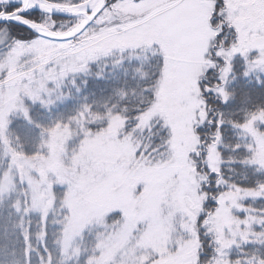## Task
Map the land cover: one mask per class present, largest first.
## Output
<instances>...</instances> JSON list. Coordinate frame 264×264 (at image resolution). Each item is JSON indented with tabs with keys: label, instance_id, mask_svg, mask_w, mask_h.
I'll return each instance as SVG.
<instances>
[{
	"label": "rangeland",
	"instance_id": "rangeland-1",
	"mask_svg": "<svg viewBox=\"0 0 264 264\" xmlns=\"http://www.w3.org/2000/svg\"><path fill=\"white\" fill-rule=\"evenodd\" d=\"M206 2L207 10L195 9L186 19L176 70L166 84L158 78L152 102L144 110L136 108L139 112L132 122L107 106L99 115L78 114L73 106L55 100L64 97L57 92L64 77L91 63L84 51L31 42L27 35L0 52V264H180L175 249L192 239L191 217L206 193L204 188L215 190L208 196L217 193L213 183H203L210 172L206 174L209 169L197 159L201 140L194 129L208 119L204 101L209 98L197 93L196 82L216 66L207 50H212L213 34L220 31L219 24L208 23L211 0ZM259 4L260 0H229L225 22L258 24L264 15ZM237 6H242L241 11L233 15ZM54 19L59 26L63 18ZM233 32V44L221 48L227 59L224 77L235 55L251 56L250 66L264 69V33ZM156 47L93 52L92 45L87 53L95 62L106 59L107 65L124 51L154 52ZM205 51L207 55H202ZM218 88L223 86H215V94ZM218 96L224 99L226 93ZM35 105L38 111L54 106L57 117L49 113L46 117L53 122L41 124L39 130L26 127V133L32 130L33 137L40 136L42 151L23 156L10 148L6 130L14 116L34 123L29 114H35ZM260 121L264 122V112L259 111L241 129L253 142L249 163L264 171V132L255 128ZM43 130L47 132L35 135ZM209 141L207 149L204 144L201 148L207 151V163L218 168L216 144ZM246 190L227 189L241 209L230 205V213L208 217L210 227L213 219L217 225L230 224L222 235L216 231L204 235L201 229L202 238L209 240V255L205 254L213 264H238L231 256L255 236L251 227L260 215L259 211L251 215L250 207L243 205L253 199ZM236 212L242 217L234 216ZM216 248L221 251L214 256Z\"/></svg>",
	"mask_w": 264,
	"mask_h": 264
},
{
	"label": "trees",
	"instance_id": "trees-1",
	"mask_svg": "<svg viewBox=\"0 0 264 264\" xmlns=\"http://www.w3.org/2000/svg\"><path fill=\"white\" fill-rule=\"evenodd\" d=\"M11 30L13 35L19 40H26L27 35L32 36V33L20 26L12 25ZM225 35L227 39H223ZM233 37H235L233 30L230 31L225 28L221 37L214 38L213 45H218V47H215V50L212 49L210 55L212 60L216 61V66L212 70L207 71L202 83L207 84L213 90L215 86L221 84L228 97V102L226 104L223 103V99L214 92L204 93L209 98L206 102L209 111L207 122L196 126V132L201 140V152H197L199 153L197 159L200 164H205L207 151L204 153L201 147L204 144L206 146L203 148L207 149L210 138L216 144L220 159L217 169H219L221 175H210L204 179L203 183L209 181L215 185L216 180L221 179L227 181V189L239 187L241 190H258V182H264V171L258 170L255 165L249 163L253 142L249 134L243 128L241 129V126H244L259 111L264 112V84L260 83V80L264 79V69L252 68L250 66L251 56L235 55L230 59V70L224 77L222 67L225 60L217 61L212 51L231 46ZM140 52V50L124 51L118 58L114 59L115 62L110 61L105 65L106 59H101L98 62L89 63L86 69L79 73L68 74L57 88V92L59 94L62 93L64 97L55 100H59L63 106L70 105L71 108L73 106V111L75 110L78 114L99 115V113H102L101 107L107 106L112 110L111 112L122 113L127 120L132 122L133 118H135L133 115L139 112L138 109L144 110L152 102V88L158 80L161 64L157 47L154 52H149L146 48H144L143 53ZM218 74L224 77L219 84L216 81ZM36 106L39 105H35V114H29L32 115L30 117L34 120V123L28 124L25 116L22 117L25 119L22 122V120H19L20 116L18 115L11 118L12 125H8L6 130L10 148L18 151L23 156H34L38 155V152L41 153V138L35 135L45 134L47 132L44 131L46 128H43L44 132L36 133L35 137H33L32 130L33 128L39 130L42 126L41 124L49 126L51 121L53 122V120L46 117L51 115L49 113L52 112L54 117H57L54 112L56 109L54 106L49 107L50 111L42 107L38 111ZM38 112L41 115L37 114ZM63 112L67 116V111L64 108ZM39 118H41V123L36 124L35 121L39 120ZM46 118L48 121H45ZM208 121H211V123ZM217 122L222 123V127L219 129H217ZM26 127L32 130L26 133ZM255 128L259 132H264V122H257ZM26 134L30 137L26 138ZM33 139L35 140L33 141ZM154 143H156V139ZM161 145L159 144L160 147ZM198 165L197 167H199ZM205 173H209V170H206ZM202 174L206 175L203 172ZM204 190L207 195L215 192V190L207 187ZM222 190L225 189L222 187L220 191ZM243 203V205L250 207L252 210L251 215L264 208V202L260 199H252ZM234 214L237 217H242L243 215L242 212ZM259 219H261V216ZM239 228L242 230L241 225ZM251 230L255 232V236H251L248 241L243 242V245L241 244V247L231 256L238 264H247L248 261L252 260H255L257 264L259 262V257H254L253 255L254 245L264 239V229L257 227V224H255L251 227ZM201 239L202 244L206 243L204 244L203 259H207V255H209L207 254V243L209 240L205 237L202 238V236ZM250 242L252 246H250Z\"/></svg>",
	"mask_w": 264,
	"mask_h": 264
},
{
	"label": "snow or ice",
	"instance_id": "snow-or-ice-1",
	"mask_svg": "<svg viewBox=\"0 0 264 264\" xmlns=\"http://www.w3.org/2000/svg\"><path fill=\"white\" fill-rule=\"evenodd\" d=\"M228 7L229 0H211L208 23L219 24L220 27V31L213 34L215 38L221 37L225 28L230 31L235 29L245 36L264 33V15L259 18L258 24L253 20L244 25L234 26L225 22V17L228 15L225 10ZM259 7L264 9V0H260ZM198 8L207 10L206 0H0V52L10 50L13 42H22L13 35L10 27L12 25H20L28 29L32 33L31 42L47 41L54 48L68 45L73 49L84 51L85 58L92 63L95 59L87 53V49L92 45H95L93 52L156 45L161 59L158 78L166 84L178 64L186 19L191 11ZM241 8L242 6L232 8V14H239ZM54 17L63 18L59 26ZM223 39H227V36L225 35ZM207 51L202 55H207ZM222 52V49L217 50L214 55L217 61L224 59L227 62ZM210 70H206L205 75ZM223 79V75L216 76L218 84ZM260 83L264 84V79H261ZM196 91L203 95L213 92V89L202 83V80H198ZM216 92L224 96V88H218ZM222 102L226 104L228 97L224 96ZM220 127L222 123L217 122V129ZM205 166L209 169L210 175H221L219 169L213 168L207 161ZM193 171L197 169L193 167ZM215 187L217 193L212 196L205 193L191 217L192 239L186 243H178L176 246L175 255L180 258V264H202V260L203 264H213L211 258L203 259L201 229H204V235L213 231L222 235L223 228H230V224L217 225L216 220L213 219L210 227L208 217L230 213V205L241 209V205L236 204L235 200H230L227 181L217 179ZM222 187L224 191H220ZM257 187L258 190H246L245 195L264 202V182H258ZM209 203L216 207L207 208L206 205ZM258 211L261 219L257 227L264 229V208ZM239 222L246 223V221ZM217 242L219 243V237ZM250 246H252L251 242ZM220 251V248H216L214 256ZM253 255L259 257L258 264H264V239L254 245ZM247 264H257V262L252 260Z\"/></svg>",
	"mask_w": 264,
	"mask_h": 264
}]
</instances>
